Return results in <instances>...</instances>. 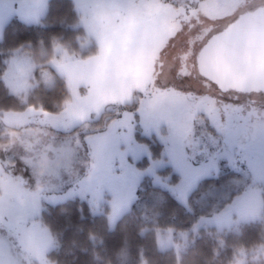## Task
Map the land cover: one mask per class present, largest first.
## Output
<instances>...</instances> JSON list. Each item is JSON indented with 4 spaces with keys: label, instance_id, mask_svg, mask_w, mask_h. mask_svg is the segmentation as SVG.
I'll return each instance as SVG.
<instances>
[{
    "label": "rangeland",
    "instance_id": "rangeland-1",
    "mask_svg": "<svg viewBox=\"0 0 264 264\" xmlns=\"http://www.w3.org/2000/svg\"><path fill=\"white\" fill-rule=\"evenodd\" d=\"M50 1L0 0V40L15 18L40 23ZM72 1L79 50L57 45L39 64L17 52L4 77L21 96L53 88V70L71 100L57 116L0 112V264H53L42 214L70 200L114 228L134 208L157 223L162 196L147 187L169 192L194 214L192 226L156 230L159 249L179 257L202 229L262 219L264 98L221 93L201 78L197 58L264 0Z\"/></svg>",
    "mask_w": 264,
    "mask_h": 264
},
{
    "label": "trees",
    "instance_id": "trees-1",
    "mask_svg": "<svg viewBox=\"0 0 264 264\" xmlns=\"http://www.w3.org/2000/svg\"><path fill=\"white\" fill-rule=\"evenodd\" d=\"M168 9L173 13L176 9L182 10L175 5ZM79 23L72 0H51L40 23L29 25L15 18L6 25L0 40V112L24 113L33 109L57 116L66 110L71 100L70 90L66 80L55 71L52 70L53 88L46 89L39 84L21 96L10 93L4 77L17 52L37 64L43 51L52 56L57 45L75 54L84 37ZM154 139L152 151L159 159L163 147L157 136ZM147 190L162 196L155 224L146 223L142 211L134 208L111 228L108 216L94 215L89 204L79 200H70L43 212L42 226L54 242L49 261L53 264H264V217L234 229H202L190 236L187 251L180 257L174 250L161 251L156 230L167 225L178 229L183 225L192 226L194 214L169 192L157 187H147Z\"/></svg>",
    "mask_w": 264,
    "mask_h": 264
},
{
    "label": "water",
    "instance_id": "water-1",
    "mask_svg": "<svg viewBox=\"0 0 264 264\" xmlns=\"http://www.w3.org/2000/svg\"><path fill=\"white\" fill-rule=\"evenodd\" d=\"M197 69L222 93L264 96V9L215 35L200 52Z\"/></svg>",
    "mask_w": 264,
    "mask_h": 264
}]
</instances>
